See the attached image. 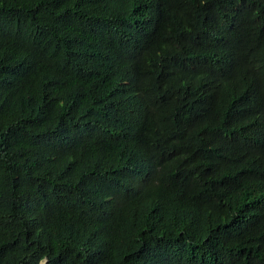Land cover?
<instances>
[{
  "label": "trees",
  "instance_id": "16d2710c",
  "mask_svg": "<svg viewBox=\"0 0 264 264\" xmlns=\"http://www.w3.org/2000/svg\"><path fill=\"white\" fill-rule=\"evenodd\" d=\"M0 264H264V0H0Z\"/></svg>",
  "mask_w": 264,
  "mask_h": 264
}]
</instances>
